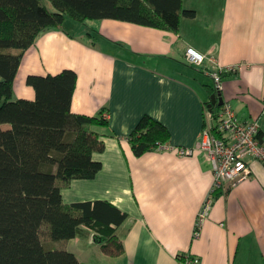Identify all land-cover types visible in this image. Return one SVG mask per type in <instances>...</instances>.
I'll return each mask as SVG.
<instances>
[{
    "label": "crops",
    "instance_id": "obj_1",
    "mask_svg": "<svg viewBox=\"0 0 264 264\" xmlns=\"http://www.w3.org/2000/svg\"><path fill=\"white\" fill-rule=\"evenodd\" d=\"M183 7L197 16L182 18L178 33L91 20L73 36L56 29L42 33L22 60L15 99L35 100L29 75L74 70L72 112L109 114L107 127L92 128L105 145L93 154L101 170L93 179L71 181L62 196L66 205L105 201L126 214L116 232L124 251L109 256L88 229L56 241L81 264H177L185 252L201 264H264V164L253 161L247 180L213 196L212 164L202 153L183 157L175 151L195 147L209 122L216 94L209 73L216 66L225 73L224 104L241 120L260 117L264 137V0H183ZM188 48L216 65L189 64ZM146 115L167 127L166 146L172 149L136 157L129 138ZM210 197V214L195 238L199 212Z\"/></svg>",
    "mask_w": 264,
    "mask_h": 264
},
{
    "label": "trees",
    "instance_id": "obj_2",
    "mask_svg": "<svg viewBox=\"0 0 264 264\" xmlns=\"http://www.w3.org/2000/svg\"><path fill=\"white\" fill-rule=\"evenodd\" d=\"M196 16L183 7V0H0V264H81L72 252L47 249L45 228L53 241L72 240L88 229L97 233L94 240L109 256L124 251L116 232L126 214L105 201L66 205L62 196L71 181L93 179L101 170L93 154L103 152L105 145L92 128L108 126L107 112L93 117L72 112L78 80L74 70L29 75L35 100L15 99L26 52L48 30L73 36L91 20L114 19L178 33L182 18ZM6 124L10 127L4 128ZM129 139L135 156L141 157L166 146L171 134L146 115Z\"/></svg>",
    "mask_w": 264,
    "mask_h": 264
},
{
    "label": "built area",
    "instance_id": "obj_3",
    "mask_svg": "<svg viewBox=\"0 0 264 264\" xmlns=\"http://www.w3.org/2000/svg\"><path fill=\"white\" fill-rule=\"evenodd\" d=\"M186 61L196 67H203L206 63L216 65L214 58H208L193 48L187 49ZM223 73V68L217 66L209 73L215 82L216 94L223 89ZM207 114L209 122L197 145L193 148H175V151L183 157L193 156L196 152L205 156L214 170L213 190L227 185L234 187L250 177L253 161L264 164V137L261 136L260 117L241 120L230 104H224L215 114L208 108ZM104 118L108 119L109 114L104 113ZM159 149L172 148L162 146ZM212 205L213 199L210 197L199 212L195 238L200 236V225L209 216ZM177 264H201V259L191 252H185L177 257Z\"/></svg>",
    "mask_w": 264,
    "mask_h": 264
},
{
    "label": "rangeland",
    "instance_id": "obj_4",
    "mask_svg": "<svg viewBox=\"0 0 264 264\" xmlns=\"http://www.w3.org/2000/svg\"><path fill=\"white\" fill-rule=\"evenodd\" d=\"M46 2H47V5L49 6V8L51 10H54L52 4L49 1H46ZM212 82H213V85H215V82H214L213 79L211 81V84H212ZM42 241H43V243L45 245H49L50 244L49 247L48 246L46 247L47 249H49V248H52V249H60L61 246H62V245H60L61 242H56V241H53V240L50 239V237L48 235V229H46V228L43 230V233H42Z\"/></svg>",
    "mask_w": 264,
    "mask_h": 264
},
{
    "label": "water",
    "instance_id": "obj_5",
    "mask_svg": "<svg viewBox=\"0 0 264 264\" xmlns=\"http://www.w3.org/2000/svg\"><path fill=\"white\" fill-rule=\"evenodd\" d=\"M211 99L212 100L209 105L210 109L216 105H219L220 107L224 105V100H223L221 92H218L217 94L212 95Z\"/></svg>",
    "mask_w": 264,
    "mask_h": 264
}]
</instances>
